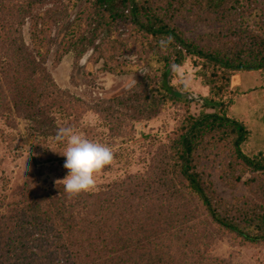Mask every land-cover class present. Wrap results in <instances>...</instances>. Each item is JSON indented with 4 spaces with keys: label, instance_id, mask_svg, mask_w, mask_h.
Wrapping results in <instances>:
<instances>
[{
    "label": "trees",
    "instance_id": "obj_1",
    "mask_svg": "<svg viewBox=\"0 0 264 264\" xmlns=\"http://www.w3.org/2000/svg\"><path fill=\"white\" fill-rule=\"evenodd\" d=\"M90 1L94 13L89 6L73 17L71 8L77 2L50 12L39 7L40 0H0V111L15 109L32 126H45L50 119L51 127L59 102L52 101L49 119L42 111L44 101L57 91L48 68L50 55L58 61L71 51L99 49L113 34L114 20L133 23L157 41L173 36L174 43L167 48L174 52L177 65L192 54L222 69L264 71L261 0H180L189 3L188 10L195 6L208 11L212 20L240 19L239 31L232 30L226 44L214 49L199 47L167 23L155 9L159 0ZM195 14L200 20L201 13ZM95 23L96 29L104 27L100 33L94 30ZM27 29L29 42L24 38ZM170 72L168 67L156 95H148L138 106L140 113L155 114L160 100L165 104L198 99L176 89L168 79ZM205 82L213 94L219 93L214 80ZM199 100L208 108L223 106L215 98ZM68 111L63 119L73 115ZM246 138L245 126L225 112L189 114L172 143L175 162L173 177L162 184L166 189L137 174L72 198L63 183L44 194H36L31 182L19 185L17 198L0 210V264H232L212 254L215 229L233 232L246 242L264 241V181L258 180L264 178V154H245L241 144ZM213 145L223 151L220 156L226 158L230 179L261 185L262 196L249 206L244 201L236 212L203 178L205 160L215 163L218 152ZM229 153L231 157L224 155ZM203 222L215 228L207 230Z\"/></svg>",
    "mask_w": 264,
    "mask_h": 264
},
{
    "label": "rangeland",
    "instance_id": "obj_2",
    "mask_svg": "<svg viewBox=\"0 0 264 264\" xmlns=\"http://www.w3.org/2000/svg\"><path fill=\"white\" fill-rule=\"evenodd\" d=\"M76 2L71 8L73 17L76 16L75 11L89 6H92L94 13L90 0H40L38 4L43 11L51 12L53 9L73 6ZM188 2L185 5L183 1L171 0L172 4L169 5L168 0H159L155 9L183 37L199 47L220 48L231 37L232 30L239 31L242 22L238 17L212 20L208 17L211 15L208 11H200L195 6L188 10ZM259 3L264 9V0ZM194 9L201 13L200 20ZM92 18L98 20V17ZM96 27L97 23L93 28L98 33L104 28ZM244 27L241 30L244 31ZM55 31L56 27L53 33ZM24 35L29 42L28 29ZM173 57L174 52L170 48L162 50L159 41L135 24L117 20H114L113 34L107 37L99 49L82 54L71 51L58 61L55 60V54H51L48 68L57 84V91L55 88L54 97L44 101L42 111L49 119L52 101L55 99L59 102L52 113L55 118L53 125L49 127L52 124L49 119L45 126H32L15 109L0 111V210L17 198L16 189L25 182L35 185L36 194H44L62 183L69 170L64 167L66 157L57 152L64 147L54 139L58 126H73L87 138L111 147L114 159L96 174V186L91 191L136 174L161 186V190L166 189L162 184L173 177L175 162L172 159V143L177 128L189 114L198 116L202 113L225 112L228 117L240 121L247 130V138L241 144L242 151L250 156L264 154L262 70L222 69L205 58L187 54L180 66L185 75L190 74L192 78V87L187 92L194 93L198 99L186 103L169 101L165 104L160 100L159 105L155 106V114L148 116L147 112L140 113L141 108L138 106L148 95H156V88L161 84L166 69L176 64ZM13 75L14 72L9 78ZM168 79L176 89L183 87L172 70ZM205 79H212L218 84V94L211 92V85ZM202 97L215 98L223 106L205 107L199 100ZM65 101H69L70 105H64ZM123 102L131 105L125 108ZM65 110L73 114L69 119H63ZM214 151L218 152L215 163L205 160L203 178L230 203L234 212L246 203L244 201L248 200L246 205L249 206L262 196L259 193L260 184L254 182L252 187L242 180L230 179L226 172V158L220 156L223 151L219 147H215ZM224 155L231 157L230 153ZM47 158H51V161H46ZM258 180L264 181V178L259 177ZM201 226L207 230L215 228L204 222ZM214 231L213 255L229 259L232 264H264V241L246 242L233 232L220 228Z\"/></svg>",
    "mask_w": 264,
    "mask_h": 264
},
{
    "label": "clouds",
    "instance_id": "obj_3",
    "mask_svg": "<svg viewBox=\"0 0 264 264\" xmlns=\"http://www.w3.org/2000/svg\"><path fill=\"white\" fill-rule=\"evenodd\" d=\"M173 43L174 37L169 35L160 39L159 46L164 50ZM171 70L183 86L179 90L182 94L187 92L192 87L191 75H185L184 69L177 64H173ZM54 139L58 144L64 145L63 150L57 152L66 157L64 167L69 170L61 180L65 193L72 198L93 190L96 186V174L114 159L111 147L87 138L73 126H58Z\"/></svg>",
    "mask_w": 264,
    "mask_h": 264
}]
</instances>
